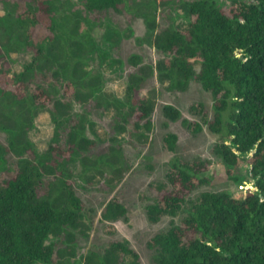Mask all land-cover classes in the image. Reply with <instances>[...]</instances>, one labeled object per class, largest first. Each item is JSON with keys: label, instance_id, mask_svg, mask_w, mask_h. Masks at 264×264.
I'll return each mask as SVG.
<instances>
[{"label": "trees", "instance_id": "16d2710c", "mask_svg": "<svg viewBox=\"0 0 264 264\" xmlns=\"http://www.w3.org/2000/svg\"><path fill=\"white\" fill-rule=\"evenodd\" d=\"M131 1L84 0L83 5L91 12H119ZM38 4V12L26 4L13 19L23 47L35 46L31 61L14 74L17 88L25 91L17 97V106L22 115L42 108L41 102L51 94L39 83L31 85L33 71L37 65L55 67L52 74L61 80L64 95L53 99L51 117L57 121L62 112L70 126L65 148L56 139L45 154L35 152L24 131L10 140L9 149L0 144V158L6 151L19 158L13 175L0 183V264H54L57 244L50 238L64 231L72 235L70 230L84 224L83 202L66 166L75 164L93 143L85 135L92 111H112L117 132L131 126L144 138L152 128L155 101L138 95L144 69L129 75L122 97L104 91L100 76L93 75L88 64L94 43L86 18L59 13L55 0ZM183 9L190 16L185 26L162 27L154 34L157 76L170 89L184 90L194 81L211 94V116L202 103H193L190 110L200 120L188 121L187 126L197 133L204 124L217 135L212 152L235 182L234 172L247 158L251 186L240 198L226 191H198L209 182V161L171 157L160 194L145 206L152 222L163 216L172 219L150 240L154 264H264V0H233L228 9L216 0H189ZM41 19L50 23L42 22L48 33L39 39L36 29ZM148 26L154 31L155 21ZM137 60L130 57L133 64ZM76 104L82 112L75 110ZM164 114L171 120L180 117L171 105L164 107ZM162 143L174 152L177 136L168 132ZM122 157L118 147L112 148L94 162L84 158L85 168L101 172V166L110 167L116 177L126 168V163L114 162ZM46 175L52 179L45 181ZM124 213V206L113 197L102 217L112 221ZM128 257L129 264H137V253L122 241L108 243L102 255H90L97 264H123Z\"/></svg>", "mask_w": 264, "mask_h": 264}, {"label": "rangeland", "instance_id": "374dc122", "mask_svg": "<svg viewBox=\"0 0 264 264\" xmlns=\"http://www.w3.org/2000/svg\"><path fill=\"white\" fill-rule=\"evenodd\" d=\"M39 1L0 0V17H4L0 21V144L9 149L10 140L15 141L16 134L24 131L35 152L45 154L51 145L57 144L56 139L65 148L66 133L70 126L66 122L68 115L58 112L57 121L51 117L53 99L64 95L62 82L52 74L55 67L41 68L37 65L31 85L39 83L47 87L50 99L41 102L42 108H34L32 114L22 115L17 101L20 99L18 96L25 91L24 88H17L14 81V74L21 72L31 61L35 46L29 49L23 47L20 38L16 36L18 31L13 25V19L15 13L30 3L38 12ZM187 1L132 0L130 7L119 12H91L83 5L84 0H55L59 13L68 15L74 12L86 18L87 24L91 26L94 45L89 52L88 64L93 75L100 76L103 90L122 97L129 75L142 72L140 68H143L145 81L138 95L152 98L155 107L151 115L152 128L144 138L135 133L131 126L124 132H117L113 127L112 111L99 108L88 115L85 135L93 143L81 151L75 164L66 166L73 174L71 182L75 192L83 202L84 224L77 230H70L72 235L68 236L64 231L50 238L57 244L54 264H97L90 255H102L111 241H122L132 248L138 255L137 264H154L155 248L150 245V240L166 228L172 219L163 216L152 222L147 217L145 206L153 203L160 194L159 188L165 183L168 161L173 156L185 160L200 158L209 161L206 172L209 182L198 191H226L240 198L251 186L247 158L240 160L234 172L238 179L235 182L228 177L220 158L212 152L217 135L204 124L197 133L187 126L188 121L200 120L190 110L193 103H202L211 116V94L194 81L184 90L170 89L168 82L161 81L157 76L156 62L159 55L153 46L154 34L162 27L185 26L190 20L183 9ZM216 1L228 9L233 0ZM152 20L156 25L154 31L148 26ZM68 21L69 18L65 27H68ZM42 22L44 19L38 22L36 29L39 39L47 35L44 23H50V20ZM132 55L138 58L136 64L130 61ZM166 105L175 107L180 117L175 120L167 118L164 114ZM74 108L78 112L83 109L77 104ZM168 132L177 136L174 152L163 147V136ZM116 147L121 150L123 157L120 159L122 163L115 160V164L118 166L126 163L120 175L113 177L112 168L106 166L100 167L101 172H96L93 166L86 170L84 158L94 162L100 156H108L111 149ZM18 160L12 151H6L0 158L1 184L13 175ZM51 179V175L45 176V181ZM113 197L124 206L125 213L116 220L107 221L102 217V212ZM130 261L128 257L123 264H129Z\"/></svg>", "mask_w": 264, "mask_h": 264}]
</instances>
